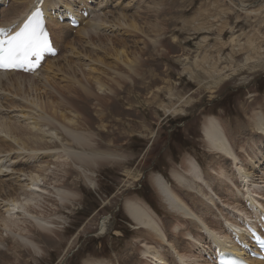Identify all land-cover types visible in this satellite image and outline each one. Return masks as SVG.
Returning <instances> with one entry per match:
<instances>
[{"label": "rangeland", "instance_id": "374dc122", "mask_svg": "<svg viewBox=\"0 0 264 264\" xmlns=\"http://www.w3.org/2000/svg\"><path fill=\"white\" fill-rule=\"evenodd\" d=\"M31 1L25 0L24 2L30 5ZM73 1L77 2L79 0ZM102 1L87 0L85 2L87 6H90V10L94 9L93 13H90L91 17L99 14L101 19L111 21L109 25H105L108 29L101 24L102 29L97 33L102 37H96L92 34L94 37L91 35L89 43H86L88 39L85 36L80 37L75 30L71 31L68 39L60 40L61 42L64 41V48L60 42L61 50H64L59 64L60 66L66 65L68 62L78 66L84 64L83 67L78 69L79 74L76 70V76L79 79L84 74L88 77H90V74L98 78L103 76V79L100 78L102 83L109 82L106 86H110L109 89L113 88L110 89V92L113 93L108 90V92L105 91L102 94L93 83V89L91 90L95 95L103 96L102 100L106 101V107H102V109L98 106L95 107L96 101H94V104L89 103V100H86L83 94L80 96L81 99L89 104L86 103L85 110L81 113H86L84 116L90 119L95 118L93 120L94 126L91 125V132L96 135L93 137V141L99 143L102 148L98 151L117 154L115 156L120 159L118 158L112 164L105 163V166L103 164L98 167L99 169L94 168L91 170L94 177L90 181L95 185L94 188L86 185L84 179L79 175L80 173L71 168L73 172L71 169L69 171L72 174H69L67 181V177L63 178L62 182H66L64 186L67 189L79 190L78 192L82 196L80 200L75 201L72 206L61 205L58 200L56 201V196L53 195V197H50L51 199L46 197L48 199L46 203L42 201L43 203L36 207L37 210H46L44 217L52 222V230L57 234L43 232L38 230L36 226L31 228L30 222L27 221L28 218L21 217L22 220L28 222L27 227L32 231L34 230L33 234H35L36 242L41 243V247L42 242H45L48 247L47 251L41 254L33 253L34 257H32L30 253L24 252L26 248L24 250L20 248L16 245L17 242L12 240L10 235H7L4 236L5 243L1 247L0 264H83L87 258L110 260L113 264H132L134 260L137 264H148L149 262L146 259H141L139 254L140 240L143 238L141 235H144V233L142 230H137L126 214L124 201L126 198L133 196L144 199L155 209L159 216L169 218L171 224H175L177 220H180L178 215L175 217L166 211L149 179L152 172L157 173L164 176L172 186L176 187L171 172L173 170L181 172L183 159L189 156L197 159L206 177L211 180L212 185L216 186L217 190H222L227 194L222 186H217L218 181L214 180V175L209 171L218 163L221 167L228 166L227 161L208 152L206 143L203 140V122L211 115L221 118L225 125L230 128L229 131L233 133V137L237 139L240 146L243 143L242 155L245 164L243 166V178L248 180L251 185L250 189L251 193H254V195L252 193L253 197L264 205V160L261 158L259 162L251 157L254 156L253 152L256 150L255 144L259 145V139L262 136L252 131L248 118V105L256 107V110L262 108L264 110V0H106L103 1L105 3H102ZM158 8L162 11H159ZM3 9L6 11L7 7L4 6ZM121 12L127 16H130V14L138 15L134 19L143 27L145 22H148L143 30L145 34L132 32L131 29L124 26L120 28L113 27L112 14L118 16L117 14ZM157 23L160 25L159 28L155 27ZM104 31L108 32L103 34ZM103 35H109V38ZM58 37L59 34H57ZM70 38H73L69 42L70 46L71 43L81 44V41H85L83 47L80 45V50L76 55L70 49H67L66 44ZM236 38L240 41V48L232 42ZM151 39L156 40L155 45L157 47L152 44ZM248 39H252L257 45L261 46L262 51L259 49V52H253L246 48V45L243 46V42ZM109 41L114 43L116 47H120V41H125L130 50L136 53L139 52L140 48L145 49L144 55L136 59V61H139L135 62V69H137L135 74L128 72L129 69L125 66L128 58L123 57L122 60L125 63H122L117 59H113L111 53L106 56L104 55L106 52L100 51L96 47L97 44L103 46L108 43L110 45ZM92 43H96V45L93 47ZM162 53L163 55H161ZM85 54L95 55L93 60H89ZM96 55H102V59L106 56L103 59V64L100 65V63L95 62L98 61L95 58L99 57ZM248 56L256 60H253L252 63L251 61L247 62ZM129 59L128 61L134 60L131 56H129ZM108 66L114 68L110 69ZM224 68L231 69L228 71L229 75L226 79L217 73L218 69L221 71ZM57 69L56 65L54 71L57 72ZM95 70L97 73L93 72ZM80 73H83V75ZM121 74L130 79H123ZM56 79L60 83L58 86H64L69 84L68 80L71 78L61 72ZM45 81L44 75L32 80L35 84ZM84 83L89 84L85 81ZM157 87H161V93L158 92ZM2 93L4 97L0 99L2 104H0V107H4L0 111L4 115L8 113L6 118L11 119L12 124L15 123L14 126H25L26 128H21V130L23 131L22 135L27 136L25 134L27 129L30 128L28 122H31L27 120L29 117L27 119L22 117L23 111L21 109L5 108L6 102L4 99L9 96V93ZM31 97L30 100L28 99L29 101L32 100ZM145 99H148V103L144 102ZM13 101L15 100L9 99L7 104H12ZM255 104H261L262 106H256ZM180 109L182 110L179 111ZM33 111L32 113L36 115L41 113V110L36 107ZM69 112L70 109H67V113ZM82 122L85 123L83 120ZM108 125L109 127H107ZM244 129L246 130L244 131ZM38 133V136L43 134L40 131ZM51 135L59 141L57 145L60 146L62 138L65 143V136L59 123L53 125ZM44 139L49 142L47 138ZM0 140L7 143L11 142L10 137L2 132H0ZM39 153L37 161H31L30 164L41 165V162L43 164L44 153ZM8 154H11V158L16 157L12 153ZM0 155L4 157L6 154L2 153ZM59 159L63 164L69 166L66 157H62V160L59 157ZM60 161L55 160L53 164L56 165V162ZM252 162L255 163L252 164ZM51 167L53 169L51 176L54 172L55 180L57 176L61 179L66 174V166L60 172L53 165ZM16 168L19 169L20 165H14V169L5 168L4 170L3 167L1 168L0 180L7 178L5 179L7 183L5 186L10 187L15 181L17 174L11 171L18 170ZM9 174H11L10 179L8 178ZM12 175L14 176L12 177ZM231 179L233 181L234 178ZM246 180L243 179V182L238 180L239 186H243ZM231 185L229 183L228 188ZM240 188L244 192L243 202L238 196H226L221 198L226 202L222 201L218 205L223 214H228L231 220H236L235 222L238 224L244 216L242 214L240 217L237 214L247 212L244 208L247 186L244 185ZM179 189V192L182 190L185 195L186 193L190 194V202H194V205H202L203 198H201V195L207 193L204 187L202 190L195 188V192L192 193L191 191L190 193L187 192L184 188ZM236 190L238 188L234 189V192L238 193ZM227 199L232 203L229 206L226 204L228 203ZM48 203H50V207ZM53 203L59 206V212L56 215H53V206H51ZM63 206L65 207L63 208ZM191 207L193 208V205ZM3 208L4 206L0 207V212L7 216V213H5L7 207ZM231 214H235L237 219ZM205 217L208 216L205 215ZM104 218L111 221L108 220L111 224L108 225L109 231L105 236L100 233L101 221ZM22 220L20 221L22 222ZM253 221L255 222L256 219ZM191 226V230L197 233L198 229L194 225ZM0 230L3 229L0 228ZM240 230L242 229L239 228ZM162 232L167 239L172 240L177 250L180 247L191 250L188 247V241L185 240L186 238L177 232L175 233V229L164 227ZM215 232L220 234L217 231ZM57 236L62 239L60 244H57L60 242V238ZM148 242L151 241L148 240ZM151 246L152 250H157L162 245L152 241ZM16 250H23L21 252L22 256L19 257L15 253ZM162 250L166 251L162 253L165 254L166 261L174 264V259L172 260V255L169 254L167 248ZM207 250L206 253L209 252ZM191 252L193 253V249ZM196 255L188 259L190 260L188 263L200 264ZM18 258H20V261ZM201 264H212V262Z\"/></svg>", "mask_w": 264, "mask_h": 264}, {"label": "bare ground", "instance_id": "6f19581e", "mask_svg": "<svg viewBox=\"0 0 264 264\" xmlns=\"http://www.w3.org/2000/svg\"><path fill=\"white\" fill-rule=\"evenodd\" d=\"M4 1L5 2L8 1V5L6 6L7 10L3 14L4 16L3 23L5 25L14 24L20 18L25 17L29 13L30 9L32 8L31 6H29L28 4L24 2L25 0H16L13 2L12 0L10 1L4 0ZM34 1L35 0H32L30 3ZM85 1L87 0H81V2H79L80 5H77L76 1H72V0H45L43 9L46 10L49 7L52 8V6H57L55 8L56 12H58L60 15L62 14L61 15L62 17H65V15L67 14V11L65 9L67 8L73 12L79 13L77 9L81 6L82 10L89 11L88 7L85 8V6H87ZM103 1H106V0H103ZM103 1L102 3H105ZM93 10L94 9L92 8L91 13H93ZM160 10L161 9H159V11ZM48 14L52 15L53 10L51 9L47 10V15ZM117 15L118 16H113L112 14V17H113L112 24H114L113 27L120 28L124 26V27H128V29H131L130 31L132 32H136V33L139 32L141 34V33H144L143 30L145 29V26L148 25V22L147 23L145 22L144 27H143V25H141L138 21H136L134 18L137 17L138 15L135 16V15L130 14V16H127L123 12L118 13ZM80 19L82 21V24L79 26V29L77 30L69 26V21H66L65 23L61 25L54 17L48 20L47 24L50 28V34L52 37H54V40L56 41V46L60 50V53H61L62 47L60 45L59 40L65 39L67 36L69 37V30H75L76 34H79L80 37L85 36L88 39V41L86 40L87 41L86 43H89L91 41L92 34L95 35L96 37H102L98 34L100 32L99 30L102 29L101 24L105 26L111 23V21L108 19L106 20L101 19L99 14L98 16H92V17L90 16L89 19L87 20L81 17ZM159 26H160L159 23H157V26L155 27L159 28ZM105 27L107 28V26ZM106 32L108 31H104L103 34ZM158 33L160 34V32ZM57 34H59V37H58L59 40L55 39V35L57 36ZM103 36L109 38V35L108 36L103 35ZM72 40L73 38H70L66 46H67V49H70L71 52H73L76 55L77 52L80 50L79 49L80 45H82L83 47L85 44V41L84 40L81 41V44L71 43V46H70L69 42ZM111 41H109V43ZM150 41H152V44L156 46L155 45L157 43L156 40L151 39ZM232 42L236 46H239V48L241 47L240 41L237 40V38L233 39ZM244 42L242 45L243 46L246 45V48H248L249 50H252L253 52L254 51L259 52V49H261L262 51L261 46L257 45L252 39H248L245 43ZM119 44H120V47H116L114 43H110V45L107 43V44H104L103 46H100L98 44L96 45V43L95 44L92 43L93 47L96 45V47H98L100 51L106 52L104 55L107 56V54L111 53L112 54L111 57H113V59H117L118 61H121L122 63H125V61L122 60L123 57H126L128 58V60H130L129 56H131L134 60H131V61L127 60V63H125V66L129 69L128 72L130 73L133 72L135 74V70H137L135 69L136 68L135 62L139 61V60L136 61V59L144 55L143 52H146L145 49L140 48L139 52L136 53L130 50V48L127 46V42L125 43V41H120ZM147 45L149 44L147 43ZM161 51L163 52L164 50H161ZM60 53L58 54L56 58L48 59L44 63V66L42 67V69L36 74H34L33 76H29V75L26 76V75L14 73V72L0 73V99L4 97L2 92L4 93L7 92L6 94L9 93V96H7L4 99L6 102L5 108L21 109V111H23L22 117L26 119L27 117H29V119L27 120L31 121V122H28L29 123L28 126H30V128L27 129V132L25 134L27 136H23L22 135L23 131L21 130V128H26V127L22 125L14 126L15 123L12 124L13 121H11V119L9 120L6 118L8 113L4 115L3 112L0 111V130H1L0 132L6 133L7 137H10L11 139V142L9 143L4 142L3 140H0V154L2 153L6 154L5 155L6 158H1L0 161L6 159L9 162L8 165H1L0 168L4 167V170L5 168L14 169V165H17V166L20 165L19 169L16 168L18 170H12V171L10 170L12 173L15 172L17 174L15 176V181L10 185V187L5 186V184H7L5 182L6 181L5 179L7 178L0 180V187H2L0 188V205L4 206V208L7 207V209H5L6 210L5 213H7V216H5L6 214H2L0 212V223L2 224L0 228L3 229V230H0V257H1V247L4 246V243H5L4 236H7V235H10L12 240L17 242L16 245H18L20 248H22L23 250L26 248L27 251L24 250V252L30 253L32 257H34L33 256L34 254H41L42 252H46L48 247L47 245H45V242H42V247H41V243H37L35 240V234H33L34 230L32 231V229L27 227L26 224L30 222L31 228L32 226H36L38 230H41L46 233L57 234V232H54L52 230V222L49 219L44 217L45 216L44 213H46L45 212L46 210L45 211L43 209L37 210L36 207H38L39 204L43 203L42 201H45L44 203H46L48 201L46 197L50 198V197H53V195L56 196L55 197L56 201L58 200V202L61 205H67V206L74 205L73 203H75V201L77 200H80L82 196L81 194H79L78 192L79 190L77 191V190H70V189L65 188L64 185L66 184V182H62V179L67 177L66 178V181H67L68 176L71 173L69 170L71 168H73V170L74 169L77 170L78 173H80L79 175H81V177L84 179L86 185H88L90 188H94L95 185L92 184L90 181L91 178L94 177V173L91 170L94 168H98L102 166L103 164L105 166V163L112 164L114 163V161H116L119 158L118 156H115L117 154L115 155L107 154L105 152L98 151L102 148L100 147L99 143H96L95 141H93V137L96 135L91 132V129H92L91 125L93 124L94 126L93 120L95 118L90 119L84 116V114L86 113H81V112H84L86 103L94 104V101H96L97 103V104L95 103L96 104L95 107L98 106V107H101V109L102 107H106L105 106L106 101L102 100L103 96L101 97L100 95H95L91 89H93V83H94L99 88V91L102 94H104L105 91L108 92V90L110 92V89H111V88L109 89L110 86L109 87L106 86V84L108 85L109 82L108 83L106 82V84L102 83L103 76L102 77L99 76L98 78V77H95V75L92 76L90 74L89 75L90 77H88L85 74L83 75V73H80L83 76L81 79H79L76 76V74L78 73V69L80 67H83L84 64H80L78 66V65H73V63L70 64L68 62L66 65L60 66L59 61L62 58L60 56ZM85 55L89 58V60L90 59L93 60V57L95 54L93 56H89L91 54L89 55L85 54ZM161 55H163V53ZM96 56H99V55H96ZM102 57H103L102 55H100L99 57H96L95 59H97L98 61H95V62L100 63V65L103 64L104 62L103 59L105 57L103 59ZM253 60H256V59L248 56L247 62L251 61L252 63ZM56 65L58 67L57 72L54 71L56 68ZM108 67L112 69L113 66L111 67L108 66ZM76 70H77V73H76ZM230 70H231L230 68L229 69L224 68L221 71L218 69L217 73L222 78L226 79V77H228L229 75L228 71ZM214 71H215V68H214ZM61 72L71 78L70 80H68L69 81L68 85L58 86L60 85V83L57 81L58 79L56 78H58V74ZM93 72L97 73L96 70ZM42 75H44L46 79L45 82L39 83V84H35L34 82H32V80H35L41 77ZM121 75L123 76L122 77L123 79H130L129 77H126L123 74ZM100 78L102 79L100 80ZM84 81L89 84L88 85L85 84ZM156 89L158 90L159 93H161L162 91L161 87H157ZM33 93H35V95H33ZM110 93H113V92L111 91ZM83 94H84V97H86L85 99L89 100L88 101L89 103L81 99L80 96ZM30 97L32 98L31 101H29ZM9 99H13L15 101H13L12 104L10 103L7 104ZM147 100L148 99H145L144 102L146 101V103H148ZM255 105L262 106L261 104H258V105L255 104ZM3 107L4 106H1L0 110ZM34 107L40 109L41 113L40 114L37 113V115L35 113H32L34 112L33 111ZM67 109H70L69 113H67ZM181 110L182 109H180L179 111ZM175 111L177 110L175 109ZM248 115H249L248 118L251 123L252 131H254V133H256L257 135L259 134L262 136L259 139L260 140L258 143L259 145L255 144L256 150L253 152L254 156L252 155L251 157L257 161H259L261 158L264 160V146H263L264 145V110L263 108L261 110H256V107H251L248 105ZM103 118H99V119H103ZM82 120L85 121V123H83ZM58 123L65 136L64 137L65 143L63 141L64 139L62 138L60 142V146L57 145V142L59 141L51 135V131L53 130V125L58 124ZM109 125L107 127H109ZM229 129L230 128H228L227 125H225V122H223L221 118L215 115H211L207 117L205 121L203 122V126H202V136L204 137L203 140L206 143V146H207L206 148H208V152L212 154L213 156H219L221 157L222 160H225L228 162L227 167H221L218 165L219 164L218 163L217 165L214 166V168L209 169L210 173L213 174L214 177L216 178L215 179L213 177L214 180L218 181L217 186H222L223 189H225V191L227 192V194L222 192V190H219V189L217 190V187L216 186L214 187L212 185L211 180H209L206 177L197 159L188 155L189 157L183 159L184 162L182 163V166H181L182 171L179 172V171L173 170L171 172L172 178L174 180L176 187L172 186V184L164 176L157 174V173L152 172V174L150 175V179H149L151 186L153 187L159 199L165 206L166 211H168L170 215L172 214L175 217L176 215H178V219L180 220H177L175 224H171L170 220H168L169 218H162L161 216H159V214L155 211V209L150 204L145 202L144 199L142 200L136 196L128 197L125 199L124 207L126 210V214L132 221L133 225L137 228V230L138 229L142 230V232L144 233V235H141L143 236V238H141L140 240L141 244L139 246V254L141 256V259H146L149 262L148 264H171L168 261H166L167 258L165 254L164 255L162 254L165 251V250L164 251L162 250L164 248H167V251L169 252V254L172 255V260L174 259V264H190L188 263V261H190L188 259H191V257L193 255L195 256L196 254H197L196 257L200 264L208 263L204 255L206 250L208 249V248L206 249V246L209 248H214V249L220 248V251L222 249L226 250V248H229L226 245L232 243V240L230 241L231 237L227 233V229H225L224 226H226L229 229L232 228L234 229V231H239V224L235 222L236 220L232 221L231 217L228 214H223L221 210L218 208V205L222 201L226 202V200L221 199L222 197H226V196L228 197L238 196L240 200L243 202L244 192H243V189L240 187H243L244 185L247 186V189H245L246 190L245 192H247L246 198H247V201H250L251 208L255 212L254 213L255 219L256 220L258 219L259 214H264V205L261 204L260 201L257 200L255 197H253L254 193L252 192L253 193L252 195L251 189H250L251 185L249 184L248 180L243 178V166H245V164L243 163V155H242L243 154V143L241 142L242 146H240V144L237 142V139L233 137V133L230 132ZM245 130L246 129H244V131ZM39 131L42 132L43 134L42 135L40 134L38 136ZM44 138H47L49 142H46ZM255 138H257V136H255ZM238 150H240L241 152L240 151L238 152ZM24 152L26 153L29 152V153L26 154ZM39 152L44 153L43 157L45 159L43 161V164L42 162H41V165L30 164L31 161L33 162L37 161V159L39 158L38 155H40ZM8 153H12L16 157L11 158V154H8ZM59 157H61V160H62V157H66L67 161L66 160H63V161H66L67 163L69 162V166H67L68 164H63V162L60 161ZM55 160L60 161V162L58 163L56 162V165H55L53 164L55 163ZM254 163L252 162V164ZM51 164L55 168H58L59 172L61 170H64L67 167L66 174L63 175L61 179L57 176L55 180L54 172L52 173V176H51V172L53 171ZM256 167L258 166L256 165ZM11 174L8 175L9 179L11 177ZM14 175H12V177ZM231 178H234L233 181ZM243 179L246 180L245 183H243V186H239L238 180L241 182ZM45 181L47 182L44 183ZM58 183L60 184L59 186L57 185ZM229 183L232 184L230 188H228ZM203 187L204 189H206L207 193L202 194L201 192L202 194L201 198H203V200L202 201L200 200V201L202 202V205H194V202L193 203L190 202L191 200L190 194L186 193L185 195L182 192V190L179 192L180 190L179 188H184L185 190H187V192L190 193L191 191L192 193V192H195L194 191L195 188L202 190ZM235 188H238V190H236L238 191V193L234 192ZM227 201L228 203L226 204L228 206L232 204L231 202H229V199H227ZM48 204L50 207V203ZM192 205H193V208L191 207ZM51 206H53V210H52L53 215H56L57 212H59L58 210L59 206L57 204L55 205V203H53ZM64 207L65 206H63V208ZM242 214L244 217L245 215L248 216V211L245 213L242 212L237 215L242 216ZM205 215H207L208 217H205ZM231 215L237 219V216L235 214H231ZM21 217L26 218V219L28 218L27 220L28 222H26L25 220H22ZM246 218L248 219V217ZM20 220H22V222ZM108 220H109L108 218H104V220L101 221L102 223L100 227V233L103 234L104 236L109 231L108 225L111 224L109 223L110 220L109 221ZM255 222L251 219L249 220V223L251 224ZM191 225H194L198 229L197 233L191 230L192 229ZM164 227H168V229H175V233L177 232L180 235L184 236L186 238L185 240L188 241V247L191 250H187V248L185 247L184 248L180 247V249L177 250L174 247L172 240L170 238L167 239L165 235L163 234L162 229ZM202 231H204L203 233H205L206 236H204ZM215 231H217L220 234H217ZM58 238H60V240L58 239L60 242H58L57 244H60L62 242V239L61 237H58ZM205 238L210 240L209 245L205 243V240H204ZM242 238L244 239L245 237H242ZM148 240L151 241L150 242L151 244L153 241L156 244L162 245L161 248L157 250H152V246L148 242ZM192 249H193V253L191 252ZM23 250L21 251L16 250L15 253H17L20 257L22 256L21 252ZM214 259H215V256H214ZM18 260L20 261V258H18ZM134 261L132 264H137ZM83 264H113V263L110 260L108 261V260H102V259L87 258L85 259Z\"/></svg>", "mask_w": 264, "mask_h": 264}, {"label": "snow or ice", "instance_id": "6c2138e0", "mask_svg": "<svg viewBox=\"0 0 264 264\" xmlns=\"http://www.w3.org/2000/svg\"><path fill=\"white\" fill-rule=\"evenodd\" d=\"M46 54L54 56L56 50L39 11L14 34L0 28V71L34 72Z\"/></svg>", "mask_w": 264, "mask_h": 264}]
</instances>
